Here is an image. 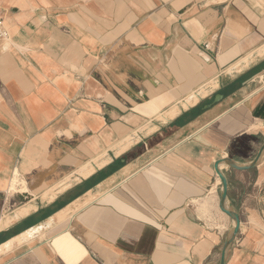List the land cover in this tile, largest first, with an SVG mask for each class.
<instances>
[{
    "label": "crops",
    "instance_id": "0c3cea01",
    "mask_svg": "<svg viewBox=\"0 0 264 264\" xmlns=\"http://www.w3.org/2000/svg\"><path fill=\"white\" fill-rule=\"evenodd\" d=\"M0 13V220L30 207L0 230V264H221L235 223L215 164L248 165L264 143V0H0ZM92 161L106 163L85 178ZM221 170L241 220L226 264H264V156Z\"/></svg>",
    "mask_w": 264,
    "mask_h": 264
},
{
    "label": "water",
    "instance_id": "95a60500",
    "mask_svg": "<svg viewBox=\"0 0 264 264\" xmlns=\"http://www.w3.org/2000/svg\"><path fill=\"white\" fill-rule=\"evenodd\" d=\"M222 99H223V96L217 95L215 97L214 102L218 103ZM263 156H264V143H263L262 147L260 148L256 158L248 165H240L231 158L220 159L215 164V171H216L217 175L219 176V178L221 180V184H222L220 209L225 215H227L235 223V227H234L233 231L230 233V235L227 237V239L224 243L223 250H222L221 264L227 263L228 250H229L230 246L232 245V243L235 241V239L239 233V229H240V225H241V220H240L239 215L235 211L229 209L227 206L228 181H227L226 176L224 175V173L221 170V166L226 165V166H228L232 169L238 170V171H248V170L255 169L257 166H259Z\"/></svg>",
    "mask_w": 264,
    "mask_h": 264
},
{
    "label": "bare ground",
    "instance_id": "6f19581e",
    "mask_svg": "<svg viewBox=\"0 0 264 264\" xmlns=\"http://www.w3.org/2000/svg\"><path fill=\"white\" fill-rule=\"evenodd\" d=\"M237 65V64H236ZM230 71V70H229ZM200 91V90H199ZM206 92V91H205ZM205 92H203V94H206ZM200 97H199V94H194V95H192L191 97H189V98H187L183 103H180V104H182V106H184V107H188L189 106V100L191 101V99L193 100L192 101V103L193 102H195V101H197L198 99H199ZM178 111V113H179V108L178 107H175L174 109H173V111L172 112H177ZM171 112V111H170ZM168 115H169V113H168ZM172 115V114H171ZM175 117V116H174ZM173 118V117H172ZM161 119H164V118H161ZM129 138H131V137H129ZM128 138V139H129ZM127 140V139H126ZM123 145V144H122ZM120 147H121V145H120ZM126 148V147H125ZM129 148V147H128ZM127 148V149H128ZM119 150V149H118ZM122 151H123V149H121ZM122 151H120V152H122ZM119 152V151H118ZM124 152V151H123ZM121 154V153H120ZM117 155V154H116ZM105 156V155H104ZM102 158V157H101ZM106 159V158H105ZM108 159V158H107ZM98 160V159H97ZM100 160V159H99ZM109 160V159H108ZM102 162V161H101ZM104 162V161H103ZM106 163V162H105ZM105 163H103V164H105ZM100 164V163H99ZM98 164V161H92V162H90V163H88V165H86V166H84L85 168H87L88 169V171L89 172H92V171H94L96 168H97V166H100V165H103L102 163L99 165ZM91 165V166H90ZM84 167L82 168L83 170H81L80 171V174L83 176V177H87L88 176V173L86 174V176H85V174H84ZM101 168V167H100ZM128 169H129V167H128ZM131 169H132V167H131ZM96 171V170H95ZM128 171V170H127ZM131 171V170H130ZM92 174V173H91ZM90 174V175H91ZM16 179V178H15ZM77 180V179H76ZM79 180V179H78ZM70 181V180H69ZM69 183V182H68ZM16 184H17V179L16 180H14L13 181V183L11 184V186H10V190L9 191H17V188H16ZM61 185H64V184H61ZM57 187V186H56ZM63 188V187H62ZM69 188V187H68ZM57 190V189H56ZM25 191V190H24ZM62 191V190H61ZM60 191V193H62ZM65 191V190H64ZM52 192V191H51ZM55 194H56V192H55ZM46 198V197H45ZM48 198H49V196H48ZM50 199H53V198H51L50 197ZM48 200V199H47ZM48 201H51V200H48ZM29 210V209H28ZM205 210H207V208L205 209ZM204 210V211H205ZM207 211H205V213H206ZM208 214V213H207ZM210 214V213H209ZM26 215H28L27 214V211H24L23 209H20L15 215H14V218H12L11 220L12 221H8L7 220V222H4V219L2 220H0V230L3 228V229H5V227H7L9 224H11V223H14V222H17L19 219H21L22 217H25ZM208 217H210V216H208ZM29 234L30 233H28V234H26V237H28L29 238ZM23 240V239H22ZM14 243V242H13ZM11 245H12V243H9V244H7V245H5L3 248H0V254L3 252V251H8L9 249H10V247H11Z\"/></svg>",
    "mask_w": 264,
    "mask_h": 264
},
{
    "label": "rangeland",
    "instance_id": "374dc122",
    "mask_svg": "<svg viewBox=\"0 0 264 264\" xmlns=\"http://www.w3.org/2000/svg\"><path fill=\"white\" fill-rule=\"evenodd\" d=\"M9 47H10V45H9L8 43H4V44H3V48H4V50L9 49ZM262 70H264V69H263V68L258 69V70L256 71L255 74H257L258 72H261ZM252 76H253V75H252ZM192 101H193L192 99H191V101L189 100V105L192 103ZM181 103H182V102H181ZM172 111H173V110H171V112H168L169 115H168V113H167L165 116H162L161 118H164L163 120H165L166 118L172 119V117H173V118H174V116L176 117V116L178 115V111L175 112V113L172 112ZM171 114H172V115H171ZM161 118H159V120H160ZM87 165H88V164H87ZM85 166H86V165H85ZM90 166H91V165H90ZM81 170H83V169H81ZM83 172H84V174H85V173L87 174V173H88V169L84 167V171H83ZM86 174H85V176H86ZM15 178H16V176H15ZM14 180H16V179H13V181H14ZM69 180H72V179L70 178ZM13 181H12V183H13ZM68 182H69V181H68ZM63 184H64V185H60V186H58V187L56 188L57 190H56V189H53V190H51L52 192L49 191V192L44 196V198H45V197L47 198V197L50 196L51 194H55V192H56L57 195H58V194L60 193L61 190H62L61 192H64V190L67 189L69 183H67V184H66V183H63ZM62 187H63V188H62ZM15 192H16V191H9L10 195L15 194ZM28 209L30 210V207H29V206L25 207L23 210L29 212ZM12 218H14V216H12V217L9 218V219L4 220V222H7V220H8V221H12V220H11ZM14 223H15V222H14ZM11 224H12V223H11ZM9 225H10V224H9ZM9 225H8V226H9ZM31 235H32V234L30 233V234H29V237H30Z\"/></svg>",
    "mask_w": 264,
    "mask_h": 264
},
{
    "label": "built area",
    "instance_id": "2783aa9c",
    "mask_svg": "<svg viewBox=\"0 0 264 264\" xmlns=\"http://www.w3.org/2000/svg\"><path fill=\"white\" fill-rule=\"evenodd\" d=\"M9 39H10V34L6 21L0 13V43L6 42Z\"/></svg>",
    "mask_w": 264,
    "mask_h": 264
}]
</instances>
